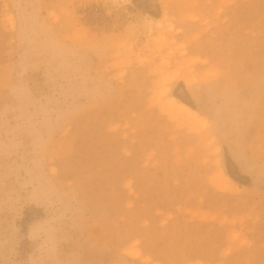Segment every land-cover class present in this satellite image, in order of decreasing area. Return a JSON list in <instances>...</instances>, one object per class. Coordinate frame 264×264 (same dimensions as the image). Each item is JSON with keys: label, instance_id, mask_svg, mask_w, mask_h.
Segmentation results:
<instances>
[{"label": "rangeland", "instance_id": "obj_1", "mask_svg": "<svg viewBox=\"0 0 264 264\" xmlns=\"http://www.w3.org/2000/svg\"><path fill=\"white\" fill-rule=\"evenodd\" d=\"M0 264H264V0H0Z\"/></svg>", "mask_w": 264, "mask_h": 264}, {"label": "bare ground", "instance_id": "obj_2", "mask_svg": "<svg viewBox=\"0 0 264 264\" xmlns=\"http://www.w3.org/2000/svg\"><path fill=\"white\" fill-rule=\"evenodd\" d=\"M169 104L172 106V109L175 110V114L183 115L186 119H200V117L195 113V111L182 103L181 101H177L175 98L171 97L169 99ZM227 181H231L229 177H226Z\"/></svg>", "mask_w": 264, "mask_h": 264}, {"label": "trees", "instance_id": "obj_3", "mask_svg": "<svg viewBox=\"0 0 264 264\" xmlns=\"http://www.w3.org/2000/svg\"><path fill=\"white\" fill-rule=\"evenodd\" d=\"M186 104L190 106L189 103H186ZM228 173H229L230 177H231L233 180H235V181H237V182H240V180H239L238 178H236L235 176H233L232 174H230V172H228Z\"/></svg>", "mask_w": 264, "mask_h": 264}]
</instances>
